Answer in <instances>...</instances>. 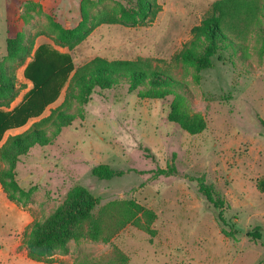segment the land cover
<instances>
[{"label": "rangeland", "instance_id": "374dc122", "mask_svg": "<svg viewBox=\"0 0 264 264\" xmlns=\"http://www.w3.org/2000/svg\"><path fill=\"white\" fill-rule=\"evenodd\" d=\"M127 1L102 4L114 11ZM80 2L0 0V65L11 69L19 89L0 110L12 111L37 90L25 69L40 46L67 55L73 68L66 76L52 74L48 87L54 97L23 125L6 129L0 147L58 108L74 71L95 57L140 60L176 83L162 99L143 87L130 91L127 82L96 88L85 105L68 107L74 115L70 125L54 137L48 126L50 142L33 146L12 166L19 187L33 189L30 202H11L0 192V264H45L27 256L26 232L75 187L99 199L92 220L98 218L102 233L92 239L89 222L83 223L67 242V253L55 255L51 264H118L121 257L125 264H264V194L256 188L264 176V0H157L160 11L152 23L101 25L75 48H61L51 23L75 27ZM211 14L222 17L227 36L212 67L182 64L176 55ZM17 34L31 45L22 66L6 59V41ZM173 109L201 120L204 130L196 135L183 130L168 119ZM102 164L122 175L97 179L91 170ZM170 164L175 175L155 176ZM9 167L0 162V168ZM199 177L225 201L224 231L235 229L233 236L222 232L215 209L198 192ZM114 202H133L140 211L122 224L118 209L104 211ZM256 227L260 238L247 237Z\"/></svg>", "mask_w": 264, "mask_h": 264}, {"label": "trees", "instance_id": "16d2710c", "mask_svg": "<svg viewBox=\"0 0 264 264\" xmlns=\"http://www.w3.org/2000/svg\"><path fill=\"white\" fill-rule=\"evenodd\" d=\"M160 11L157 0H133L120 5L114 11H108L102 4V0H81L80 20L73 28H64L57 23H51L56 30L54 43L71 50L82 43L96 28L101 25H121L124 27L145 26L154 21ZM225 28L220 15L211 14L204 18L192 31V39L176 55V58L184 65L197 70L212 67V57L219 50L220 43L226 41ZM31 45L25 44L22 34L6 41V59L16 62L19 66L25 64L29 56ZM70 58L49 50L46 46H40L32 59L26 65L25 77L33 81L36 91H31L26 101L12 111L0 110V139L1 134L8 128L23 125L28 118L37 115L44 104L53 97V91L48 87V81L55 71H61L63 76L71 71ZM5 65H0V109L8 108L17 97L19 89L16 87L14 74ZM120 82H127L130 91L143 87L149 95L162 99L172 94V86L176 83L171 77L157 69L150 68L140 60H106L95 57L89 62L78 67L71 76L66 88L62 104L53 110L51 114L33 123L21 134L8 137L0 147V162L10 167L0 168V185L7 199L11 202L26 205L30 202L33 189L24 190L19 187L14 179L12 166L18 157L25 155L33 146H45L51 138L57 135L61 129L71 124L74 115L68 113V107L76 103L85 105L94 89H110ZM168 119L177 123L183 130L191 135H196L204 130L201 120L195 121L187 116L177 113L174 109ZM53 128L52 137L47 128ZM91 173L99 180H110L115 176H121L108 165H97ZM176 174L174 165L167 169H158L155 176H171ZM198 192L213 206L216 211V220L222 227V232L233 236L236 230L228 233L224 231L227 222L224 217L225 201L215 191L213 185L207 184L204 177L197 178ZM257 190L264 194V176L256 180ZM99 204V199L92 196L86 189L75 187L47 217L33 222L25 235V249L27 256L36 262L45 264L53 263V257L59 253H67V242L75 237V230L85 222H89V235L97 239L101 233L100 222L92 220V213ZM118 209L122 224L131 222L140 209L133 202H114L104 207ZM259 227L247 231L246 235L252 239H259ZM118 264H125L126 258L121 257ZM79 264H117L116 261L93 262L80 261Z\"/></svg>", "mask_w": 264, "mask_h": 264}, {"label": "crops", "instance_id": "0c3cea01", "mask_svg": "<svg viewBox=\"0 0 264 264\" xmlns=\"http://www.w3.org/2000/svg\"><path fill=\"white\" fill-rule=\"evenodd\" d=\"M0 192H2V193L5 195V193L3 192L2 188H1V185H0ZM5 196H6V195H5Z\"/></svg>", "mask_w": 264, "mask_h": 264}]
</instances>
